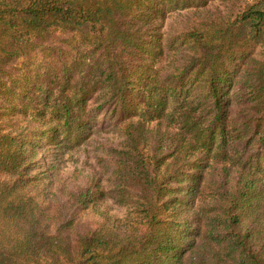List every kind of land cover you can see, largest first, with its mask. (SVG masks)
<instances>
[{
  "label": "trees",
  "instance_id": "16d2710c",
  "mask_svg": "<svg viewBox=\"0 0 264 264\" xmlns=\"http://www.w3.org/2000/svg\"><path fill=\"white\" fill-rule=\"evenodd\" d=\"M206 1L0 0V264H264V0Z\"/></svg>",
  "mask_w": 264,
  "mask_h": 264
},
{
  "label": "rangeland",
  "instance_id": "374dc122",
  "mask_svg": "<svg viewBox=\"0 0 264 264\" xmlns=\"http://www.w3.org/2000/svg\"><path fill=\"white\" fill-rule=\"evenodd\" d=\"M252 0H207L205 6H195L189 5L185 7H177L171 9L168 13L165 27L168 24H172L173 27H181L183 26L187 18L190 19L192 16H196L195 12L201 13L209 11L216 17L222 16H230L235 15L239 12L241 7L246 3ZM194 14V15H193ZM251 53L255 54V51ZM35 67H31V71H35ZM26 121V116L24 112H13L8 111L6 116L2 118V122L5 127L8 129L12 124H22ZM101 136H95L91 139V141L83 142V148L80 152V157L75 154L72 160L69 162V165L65 170L59 172V177L63 182L73 185L79 181L78 174H87L88 170L94 168V159L97 154L100 153L101 145L100 142H117L119 138L116 135H110L108 133L98 134ZM82 146V145H81ZM87 162H92V164H87ZM77 168V169H75ZM109 212L112 216L122 217L126 213V208L124 206H119L118 204L113 203V201L109 198L97 204L93 208H90L86 211L82 212L81 219L82 223L86 224L87 222H92L96 220L99 216H101L102 212Z\"/></svg>",
  "mask_w": 264,
  "mask_h": 264
}]
</instances>
